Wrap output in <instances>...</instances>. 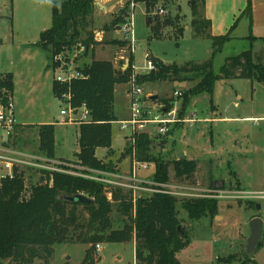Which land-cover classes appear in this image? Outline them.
<instances>
[{"label":"rangeland","instance_id":"obj_1","mask_svg":"<svg viewBox=\"0 0 264 264\" xmlns=\"http://www.w3.org/2000/svg\"><path fill=\"white\" fill-rule=\"evenodd\" d=\"M62 1L64 0H8L10 6L8 10L0 7V35L7 36L15 29L19 37L21 33L31 35L35 29L49 28L52 22V5L54 2L61 3ZM97 2L101 3V0ZM189 2L190 0H167L164 3L161 1L155 11L149 14L144 4H138L134 10L130 5L125 4L116 10L114 16L94 18L90 27L83 33L81 41L86 40L89 34H93L94 48L106 51V54L102 56L112 62L115 61L116 56L120 58L118 66L123 71L128 69L130 56L134 55L131 81L128 84L118 85L115 91V113L121 119H128L130 116V94L133 86L141 88L146 96L153 95L161 100L170 101L171 112H175L176 118L180 120L186 116V111L190 116H196L197 120L211 116L212 111H215V116L218 118H252L250 121L234 124L222 122L218 126L214 123L193 125L178 123L176 125H181L170 130L171 133L167 136H160L158 126L150 125L144 134L153 141L152 157L157 161L180 160L179 152L189 148L183 147L177 140L175 142L181 146L176 145L174 140L170 139L180 137L181 134L183 136L186 134L188 144L194 143L207 150L209 148L211 150L212 144L213 149L218 151V156L205 157L204 160H200L199 183L194 184L195 186L177 182L175 171L170 169L171 181L168 184V190L175 194L180 202L178 205L179 219L190 241L189 246L178 254L180 264H264V232L261 245L255 255L247 257L245 254L247 239L250 236V221L259 217L264 223V199L255 198L259 194H264V83L250 79L216 81L211 94L205 92L193 97L185 107L186 92L199 82L194 79V75L174 74L154 83L145 81L141 85L138 82L139 78L154 76L159 70L156 65L153 71L146 70L147 55L151 57L150 59L157 58V61L164 66L173 64L182 66L188 62L203 64L212 58L213 43L210 40L195 39L191 29L187 30L183 38L178 39L174 35L176 28L182 27L185 22L186 26L190 27L192 12ZM160 8L165 9V15L158 13ZM122 11L129 12L128 16L132 14L134 16V52L129 48V43L125 44L119 40L120 36L116 32L119 28L118 24L113 25L115 21L124 17ZM7 16L9 19H6ZM176 23L177 26H174ZM244 25L243 22L241 27ZM98 34L102 35L101 42L95 40ZM155 34L159 37L155 38ZM233 36L236 38L225 44L223 51L214 59L213 69L217 73L227 59L250 49L255 54L264 49V40L255 38L246 40L243 30ZM79 44L69 52V56L74 59L76 66L81 67L84 63L91 61L92 51L89 52V56H85L84 53L79 52ZM10 50L8 46L5 49L8 52ZM41 62H43L42 59ZM38 70L40 71V68ZM53 77L52 71L45 73L44 70L42 77L33 81L32 96L20 98L18 110L20 109L23 117L20 119L29 126L20 127L11 148L45 158V155L39 152V127L36 125L39 122L53 120L54 125L60 127H57L58 151L63 152L66 157L61 158L63 157L61 153L56 152V158L48 159L47 163H41L36 167L21 168L20 171L24 173L28 187L39 183L44 171H58L63 167L74 169L77 163L76 156H74V152L78 150L75 131L80 125H64L59 119L62 104L53 94L51 87ZM175 93H180L183 97L175 96ZM147 105H149L148 109L153 112L152 115L155 116L161 115L163 109H167L164 103L158 101ZM120 126V124L113 126L114 148L121 150L126 143L123 151L129 156V162L127 166L120 168L119 172L128 176L132 154L128 143L130 131L120 130ZM66 128L71 130L70 133L68 132L69 136L64 137L62 131ZM235 143L238 144L236 149L233 148ZM101 150L103 152H100V156L102 154L107 156L108 151ZM120 150L118 152L113 150L114 160L118 159ZM202 150L200 149L201 153ZM155 165L152 161L148 171L139 169V178L144 182H153ZM96 177L102 183L107 181V178H104L105 175ZM209 180L213 182L223 180L224 189L220 192H213L214 189L209 185ZM122 182L126 183V181ZM155 189L145 183L137 190L136 197L149 196L151 195L150 190ZM190 201L216 203V213L200 220H191L187 211L182 208V203ZM256 205H260L261 209H258ZM112 220L115 222V228L121 227L122 219H119L116 213L113 214ZM135 247L134 241L125 244H103L102 250L98 251L96 246L92 248L87 244L67 243L54 248L50 262L51 264H84L87 255L92 253V260L88 258L85 264H135ZM249 258L254 262H246ZM36 263L41 264L43 261L37 260Z\"/></svg>","mask_w":264,"mask_h":264},{"label":"trees","instance_id":"obj_2","mask_svg":"<svg viewBox=\"0 0 264 264\" xmlns=\"http://www.w3.org/2000/svg\"><path fill=\"white\" fill-rule=\"evenodd\" d=\"M161 1L164 3L167 0H131L130 5L144 4L150 13L155 11ZM95 2L96 0H64L53 3L51 28L41 35L36 45L49 54L51 61L58 54L66 56L79 43L86 47L85 56H89L92 51L91 61L79 66L86 78L74 81L70 90L72 106L78 109L85 106L91 113V121L79 126V153L76 154L74 169L63 167L58 171H44L39 183L29 187L24 173L2 183L0 264H37V260L43 261L41 264H51L54 248L67 243L87 244L94 248L97 245L133 241L136 244L135 264H180L178 254L190 244L179 219L180 202L177 197L167 190L155 187L158 190L155 193L135 199L132 192L109 186L96 177L119 172L116 162L98 159L97 150L106 149L107 160L114 154L113 126L119 122L115 114V89L116 86L131 81L134 58L130 56V65L123 71L113 62L95 60L93 34L81 41L83 33L92 23ZM189 5L194 38L213 43L212 58L203 64L188 62L182 66H164L155 59L154 65L159 68L157 74L139 78V84L142 85L145 81H162L174 74L194 75V79L199 82L186 92V107L193 97L205 92L211 94L216 81L250 79L264 83V49L258 54L250 49L227 59L218 73L213 69L214 59L223 51L225 44L231 41L230 35H211V21L204 14L205 0H190ZM251 12V0H248L244 14L251 16ZM124 22L122 17L113 25L119 26ZM175 32V37L179 39L184 36L185 30L179 27ZM156 34L155 38H158L159 35ZM4 85L13 91V77L5 76ZM67 92V86L54 82L53 94L57 99ZM157 101L164 103L167 106L165 110L171 112L170 101L159 98ZM152 142L145 134L137 135L136 154L139 162L152 164L154 161L156 164L153 178L156 185L170 183V169L175 171L177 182L191 186L197 184L195 161H157L152 157ZM39 152L46 159L56 158L54 124L39 127ZM80 194L92 202L71 203L61 199ZM182 208L187 211L191 220H200L215 214L217 204L190 201L182 203ZM114 213L122 219L121 227L115 228L112 220ZM88 258L92 260V253L87 255L84 264ZM247 261L254 262L250 258Z\"/></svg>","mask_w":264,"mask_h":264},{"label":"crops","instance_id":"obj_3","mask_svg":"<svg viewBox=\"0 0 264 264\" xmlns=\"http://www.w3.org/2000/svg\"><path fill=\"white\" fill-rule=\"evenodd\" d=\"M130 1L131 0H101V3H99L96 0L95 2L96 10L92 17V22H93V19L96 17L104 18L107 16H114L116 10L120 6H124L125 4L130 5ZM247 5H248V0H205L204 14L206 18L211 21V35L214 37H220V36H225L229 34L231 41H233L236 38V36H233V35H236L238 31L243 30L244 39L246 40L247 39L249 40L250 38H255L257 40H264V0H251V5H252L251 16H247L244 14L247 8ZM130 6H131V9L134 10L137 5L134 7L133 5H130ZM0 7H2L4 10H8V7H10L8 0H0ZM122 14L125 17L124 21H126L127 17H129L128 16L129 12L122 11ZM147 14H149L148 10H147ZM6 19H9V17L7 16ZM243 22L245 23V25L241 27V24ZM51 25H52V22H51ZM182 27L185 30L184 36H183L185 37L187 30L189 29L192 30V27H191V24H190V27L189 26L187 27L186 22L184 23ZM50 28L51 26L49 28H42L39 30L35 29L31 33V35H24L23 33H21L22 35L19 34L20 35L19 37L17 36V33H16L17 31L15 29H13L12 32H10V34H8L7 36L0 35V77H5L8 75L13 77V84H14L13 93H14V101H15V106H16V118L19 124L18 131L20 127L22 126L25 127L27 125L26 123L22 122L23 121L21 120L23 119L22 112L20 111V109L18 110V107L20 105V98L21 97L29 98L30 96H32L31 92L34 88L33 81L40 79L42 77V72L44 70H45V73L52 71V66H51L52 61L50 59V56L49 55L47 56V53L44 50L36 46L37 43H39L40 41L41 35L47 30H49ZM240 28H243V29H240ZM116 32L120 36L119 40L121 42H124L122 35L119 33V31L116 30ZM7 46L11 49L9 52L5 51ZM93 49H94L95 60L112 62L111 60H108L107 57L102 56L103 54H106V51L102 49L96 50V48H93ZM133 58H134V55H133ZM41 59L43 62H41ZM114 59L115 61L113 63L117 67L118 63H120V61H118L120 58L116 56ZM152 59L155 60L157 58H152ZM39 68H40V71L38 70ZM124 68H126V66H124ZM53 80L51 83L52 91H53ZM148 96L150 97V100H149L150 102H148L147 104L154 103L155 101H157V100H152V97H156V96H153V95H148ZM148 106L149 105L146 106L147 109L149 108ZM117 118L119 119V122L116 124L119 125L120 122L128 120L130 116L128 117V119H121L118 116ZM191 118H194L196 122L195 121L190 122V123L185 122V120H188ZM250 120H252V118L250 119L249 118L247 119L218 118L217 116H215V111H212L211 116H206L203 119L197 120L196 116L194 115L190 116L186 111V116L182 118L181 120L178 118L177 122L170 125V130H173L176 127H179L181 124L176 125L178 123L192 124V125L198 124V123H204V124L214 123V124H217L218 126L222 122L234 124L237 122L250 121ZM53 124H55V122H53V120H49L47 122H39L36 126L40 127L43 125H53ZM57 127L58 126H56V152L58 154L61 152L58 151L59 147H58V139H57L58 138ZM70 130L71 129H68V128L63 129L62 135L64 137L69 136L68 132L70 133ZM120 130H122L121 126H120ZM199 132L200 130L198 131V133ZM75 133L77 135L78 150L74 152V156H76V154L79 153V144H78L79 128L76 129ZM169 133H171V131H169ZM201 135L203 136L202 132H201ZM179 136L180 137H177V138L172 137L170 140L173 139L174 143H176L175 141L177 140L178 142H181V145L183 147H188L190 149V150L184 149V151L182 152L184 153L185 157H187L188 161H195L197 163L196 181L198 184L199 183L198 172L200 170V160L201 159L204 160L205 157L209 158L210 156L216 157L218 156L217 155L218 151L213 149L212 144L210 146L211 150L210 148L209 150H207V149H203L202 147L196 146L194 143L188 144L186 142L187 140L186 134H185L186 137L183 136L182 134ZM124 139L126 140V136L124 137ZM178 142L176 143V145H180L178 144ZM237 145L238 144L235 143L233 148L236 149ZM125 148H126V143L124 147L121 148V150L114 148V140H113V150L116 152L120 150L118 159L114 160L111 157L109 160H107L106 155L102 154V156H100V152H103L101 149L97 150V157L100 160H104V161L111 160V161L116 162L117 163L116 167L118 170H120V168L127 166L129 162V156L125 155L123 151ZM200 149L201 150L203 149L202 153ZM205 150H206V153H205ZM60 155L63 156L61 158L66 157L64 156L65 154H63V152ZM129 167H130V163H129ZM217 181L224 182L223 180H215L214 182L213 180H209L208 183L209 185H211V188L214 189V185Z\"/></svg>","mask_w":264,"mask_h":264},{"label":"built area","instance_id":"obj_4","mask_svg":"<svg viewBox=\"0 0 264 264\" xmlns=\"http://www.w3.org/2000/svg\"><path fill=\"white\" fill-rule=\"evenodd\" d=\"M57 1V0H55ZM134 7V5H133ZM158 13L160 15H165L166 11L160 8ZM122 35L123 41L129 43V48L134 52L135 50V26H134V16L133 14L127 17L126 21L119 25L117 29ZM97 41H102V35L98 34L95 37ZM79 52L84 53L86 47L83 44H79ZM147 58L146 70L153 71L155 66L153 64V59L149 55ZM52 72L54 82L61 85L67 86L68 92L62 94L61 98L58 100L62 104L60 110V120L64 125L70 124H82L91 121L90 111L83 106L82 108H74L71 103V85L76 80H81L86 78V76L79 70V66H76L74 59L68 54H58L53 57L52 61ZM5 77H0V187L3 182L7 180H13L16 175L23 173L20 171L24 167H36L39 164L48 162V159L43 157H37L31 154L16 151L11 148V145L15 142L19 124L16 118V106L14 101V93L9 88L4 85ZM175 96L183 97L180 93H175ZM131 104H130V118L126 121L120 122L121 129L123 131L129 130L130 137L128 138V143L132 147L131 154V167L128 176L120 174L105 175L107 178L105 184L113 187H118L133 193L136 199V192L140 189L143 184H148L155 187H160L161 189L168 190L169 185H156L153 182H148L141 180L138 176L139 169L143 171L149 170V163L139 162L136 154V137L139 134H144L146 129L150 125L158 126V134L160 136H167L170 131V125L177 122L175 112H167L163 109L161 115H152L149 109H147V103L150 102V97L146 96L141 88H136L133 86L132 93L130 94ZM148 100V101H147ZM153 116V117H152ZM195 118V117H194ZM191 118L185 120V122H194L195 119ZM46 162V163H47ZM54 171V170H53ZM126 181V183L122 182ZM158 190H150L151 194ZM213 192H220L214 190ZM171 193V192H169ZM176 197L175 194L171 193ZM261 196L264 194H259L255 196L257 199H264ZM97 250H102V245H97Z\"/></svg>","mask_w":264,"mask_h":264},{"label":"water","instance_id":"obj_5","mask_svg":"<svg viewBox=\"0 0 264 264\" xmlns=\"http://www.w3.org/2000/svg\"><path fill=\"white\" fill-rule=\"evenodd\" d=\"M152 100H157V96L152 97ZM178 157L181 161L185 160V155L183 152H180ZM224 186H225L224 182L217 181L214 185V190L221 191L224 189ZM61 199L71 202V203H74V202L75 203H90L92 202L89 198H87L86 196L82 194L71 196V197L64 196V197H61ZM257 208L261 209L260 205H258ZM249 229H250V236L247 239L245 254L247 257H253L258 247L260 246V243L263 238L264 223L259 217L254 218L249 223ZM179 230H181V227L179 228Z\"/></svg>","mask_w":264,"mask_h":264}]
</instances>
